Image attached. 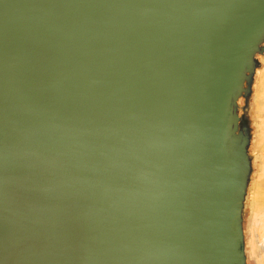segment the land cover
Wrapping results in <instances>:
<instances>
[{"label":"water","instance_id":"1","mask_svg":"<svg viewBox=\"0 0 264 264\" xmlns=\"http://www.w3.org/2000/svg\"><path fill=\"white\" fill-rule=\"evenodd\" d=\"M263 34L264 0H0V264H240Z\"/></svg>","mask_w":264,"mask_h":264},{"label":"rangeland","instance_id":"2","mask_svg":"<svg viewBox=\"0 0 264 264\" xmlns=\"http://www.w3.org/2000/svg\"><path fill=\"white\" fill-rule=\"evenodd\" d=\"M250 65L231 121L237 169L233 221L240 264H264V34Z\"/></svg>","mask_w":264,"mask_h":264},{"label":"bare ground","instance_id":"3","mask_svg":"<svg viewBox=\"0 0 264 264\" xmlns=\"http://www.w3.org/2000/svg\"><path fill=\"white\" fill-rule=\"evenodd\" d=\"M243 167V164L241 165V168Z\"/></svg>","mask_w":264,"mask_h":264}]
</instances>
